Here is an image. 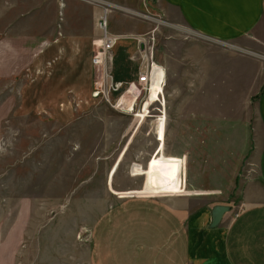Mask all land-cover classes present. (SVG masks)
<instances>
[{"label": "rangeland", "instance_id": "374dc122", "mask_svg": "<svg viewBox=\"0 0 264 264\" xmlns=\"http://www.w3.org/2000/svg\"><path fill=\"white\" fill-rule=\"evenodd\" d=\"M70 1L0 0V264H89L91 226L119 196L187 195L194 208L222 201L237 209L259 182L253 148L264 54L236 48L247 78H187L217 72L219 63L232 68L230 59H214L233 46L167 24L153 0H88L99 13L109 8L112 60L95 64L89 83L63 78L73 63L54 70L55 54L47 64L40 50L73 25ZM97 30L92 54L101 49ZM142 49L182 75L154 66L164 83L152 75L148 100L162 89L163 107L143 102ZM106 67L122 83L114 92ZM94 88L104 93L94 97ZM130 89L138 92L122 97L129 104L113 106Z\"/></svg>", "mask_w": 264, "mask_h": 264}, {"label": "crops", "instance_id": "0c3cea01", "mask_svg": "<svg viewBox=\"0 0 264 264\" xmlns=\"http://www.w3.org/2000/svg\"><path fill=\"white\" fill-rule=\"evenodd\" d=\"M153 2L157 14L167 24L180 22L200 37L216 39L223 47L233 46L214 59H230L232 68L226 69L225 64L223 67L219 63L217 72L204 70L190 76L191 71H187V78H247L249 67L242 56L234 53L236 48L264 54V0ZM70 3L73 25L55 40H48L40 51L47 64L52 63L51 53L55 54L54 70H62L64 61L73 63L63 78L75 76L89 83L99 5L88 0ZM159 27L156 25L155 29ZM243 39L246 44H242ZM63 40L69 42L62 43ZM55 41L58 43L54 44ZM121 49L124 56H134L128 53L129 46L122 45ZM163 67L166 75L182 76L171 64ZM3 72L0 68V75ZM257 121L253 162L257 164L259 182L245 188L243 206H230L219 222L210 226L212 206L224 202L194 208L182 198L187 195L119 196L91 226L89 264H264V91L257 98Z\"/></svg>", "mask_w": 264, "mask_h": 264}, {"label": "built area", "instance_id": "2783aa9c", "mask_svg": "<svg viewBox=\"0 0 264 264\" xmlns=\"http://www.w3.org/2000/svg\"><path fill=\"white\" fill-rule=\"evenodd\" d=\"M108 12H109V8L105 4L103 6L102 12L99 13L98 18H97V26H98V28L101 31V38H100V40L98 42V45L101 47V49H98L97 51L93 52V54L91 56V62L94 65L95 64H103V63H105L107 61V58H109V61L112 60L111 54L108 55L107 52L111 49V47L115 43L116 36L113 33H111L109 31V29H108ZM150 50H152L151 47H150ZM140 51H142L141 54L139 53L138 56H137L136 82L139 83V84H143V88H146V87L148 88V91H144V92L142 91V95H143L142 98H144L143 102L145 103V102L148 101L147 107H149V105L152 102L158 101L160 104H162V107H163V103L161 102V97L163 98V90L162 89H158V91L156 93L157 95H159V97H157L156 99H153V100L151 99L150 101L148 100V99H150V96H151L150 95V93H151L150 88L152 86L151 85L152 74H153V72L155 70L154 66L161 65L163 67V65L160 64V63L155 62L154 59L152 58V56L148 57L146 55V51H148V50L142 49ZM143 53H145V54H143ZM163 69H164V67H163ZM104 73L108 75V78H110L109 85H108V87L106 86L107 87V92L108 91L109 92H114L117 89H119L120 86L122 85V83H121V81H118V80L115 82L114 76L111 73V69L110 68L108 69L106 67V71H104ZM164 73H165V69H164ZM164 77H165V75H163V77H162L163 79L161 80L162 87H163V83H164ZM104 78H106V75L104 76ZM132 83L133 82H131L128 85V87L129 86L130 87L131 86H135ZM101 90H102V88H100V89H98V88L95 89L94 88L92 90V95L94 97L99 96ZM125 92H127V94H125ZM125 92H124L123 95H120L118 97V99L117 98L115 99V102L113 103V106H114V104L117 105V106H121L122 104L123 105L129 104L128 100H130V99H129L128 93L135 95L138 92V90L136 92H133V90L131 92L125 90ZM102 93H104L103 90H102ZM123 96L127 97L128 100H126V98L123 100L122 99ZM121 100H123V101H121ZM161 114H163V110H162ZM161 114H158L157 120L160 118ZM155 134H156L157 140L161 141L159 133L157 132V123H156V126H155Z\"/></svg>", "mask_w": 264, "mask_h": 264}, {"label": "water", "instance_id": "95a60500", "mask_svg": "<svg viewBox=\"0 0 264 264\" xmlns=\"http://www.w3.org/2000/svg\"><path fill=\"white\" fill-rule=\"evenodd\" d=\"M230 208L229 204L215 203L211 208L210 226H215L222 217V214Z\"/></svg>", "mask_w": 264, "mask_h": 264}, {"label": "bare ground", "instance_id": "6f19581e", "mask_svg": "<svg viewBox=\"0 0 264 264\" xmlns=\"http://www.w3.org/2000/svg\"><path fill=\"white\" fill-rule=\"evenodd\" d=\"M161 71V73H158L157 71ZM152 75H155V79H157V85L160 83V81L162 80V77H163V71L161 70V69H159V68H155V70H154V72H153V74ZM134 86H131V89L133 88ZM157 87V86H156ZM131 89H130V91H131ZM151 89H152V87H151ZM153 90V89H152ZM130 106V105H129ZM132 106V105H131ZM130 106V107H131Z\"/></svg>", "mask_w": 264, "mask_h": 264}, {"label": "trees", "instance_id": "16d2710c", "mask_svg": "<svg viewBox=\"0 0 264 264\" xmlns=\"http://www.w3.org/2000/svg\"><path fill=\"white\" fill-rule=\"evenodd\" d=\"M262 91H264V86H263V88H262ZM262 91H261V92H262Z\"/></svg>", "mask_w": 264, "mask_h": 264}]
</instances>
